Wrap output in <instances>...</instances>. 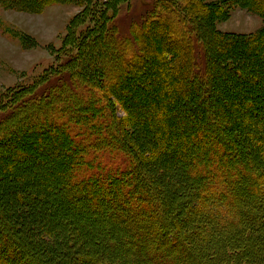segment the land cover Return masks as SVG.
I'll return each instance as SVG.
<instances>
[{"label":"trees","instance_id":"trees-1","mask_svg":"<svg viewBox=\"0 0 264 264\" xmlns=\"http://www.w3.org/2000/svg\"><path fill=\"white\" fill-rule=\"evenodd\" d=\"M52 1L0 0V9L18 6L21 11L39 13ZM241 1L264 19V0ZM122 3L124 0H103V6L95 7L91 16L92 22L98 19L99 23L89 25L78 36V46L69 47L72 50L68 55L62 49L59 56H66L62 64L34 84L20 86L0 97V160L9 153L22 157L17 159L18 163L35 159L37 155L31 151L28 155L16 152L21 144H36L34 140L40 136L38 143L51 158L46 164L38 159L36 168L51 172L50 177H45L50 184L45 182L47 189L44 188L50 196L45 195L44 200L59 213L63 233L67 226L66 234L78 237L80 229L92 228L89 235L103 241L91 244L86 234L77 250L85 257L73 254V261L75 258L84 264H264V166L257 163L252 153L260 150L248 141L256 137L264 145V127L247 131V138L237 140L238 144L246 141V149L234 144L230 134L221 133L233 130L231 120L224 118L225 108H233V116L259 109L258 119L264 123V95L244 81L243 86L250 90L238 93L239 98L234 99L236 93L226 94L234 104L229 102V106L220 109L214 106L216 96H222L216 92L215 71L211 73L210 94L203 90L205 80L195 74L200 64L195 54L203 40L201 31L192 24L196 22L200 28L204 27L203 21L210 23V16L202 15L201 6L192 7L187 14L175 0H158L142 20L145 27H132L133 34L143 40L151 53L148 55L146 51H135L131 38L122 37L113 22L109 7L115 9ZM147 33L156 34L161 49L177 58L170 75L165 72L167 62L161 59V64H157L153 57L158 47L147 46ZM263 40L260 36L247 38L244 45L248 46L240 47L242 53L248 52L243 55V63H248L243 65L246 69L242 68L246 76H242L243 72L238 76L250 82L254 78V84L264 79V73L254 68L247 50L256 41L261 49L252 48L259 54L253 58L258 65H264ZM225 41L224 37L217 39L219 44ZM205 42L204 46L212 47L214 41L207 36ZM225 45L232 52L237 42L229 40ZM228 50L224 49L223 56L227 57ZM201 52L209 69L220 63L210 51ZM230 56L233 62L236 57L232 53ZM147 62L149 67L144 65ZM77 65L80 68H75ZM259 69L264 71V66ZM142 70L149 74V97H145V83L138 74ZM231 72L235 74L233 69ZM131 88L136 101L127 104L120 100L121 105L133 116L132 123H138L137 130L143 131L150 141V149H155L160 161L173 166L181 177L185 188L183 213L169 214L167 208L172 203L160 197L145 174V165L135 147L115 125L116 107L111 92L127 89L128 94ZM210 98L215 99L211 102ZM204 104L213 106L209 118L203 115ZM31 196L19 195V202L14 203L31 207L37 198ZM60 207L76 214L74 223L62 217ZM182 214L188 217L182 220ZM7 223V217L1 215L4 236L0 241V264H17L12 262L15 255L22 258V252L30 247L15 238V231L20 232L17 225ZM203 231L205 240L201 237ZM251 240H255L251 246L258 247L253 257L247 250Z\"/></svg>","mask_w":264,"mask_h":264},{"label":"rangeland","instance_id":"rangeland-1","mask_svg":"<svg viewBox=\"0 0 264 264\" xmlns=\"http://www.w3.org/2000/svg\"><path fill=\"white\" fill-rule=\"evenodd\" d=\"M175 1L184 7L183 9L187 14L192 7L201 6L202 15L208 14L210 16V23H207L206 20L203 21L204 27L197 28L196 22L192 25L195 29L201 31V40H203V42H200L201 45L197 55L195 54L197 62H200V64H197V73L195 74H197V78L202 77V79L205 80L203 84L205 88H203V90H207L206 92L210 94L211 90L213 91L211 73L215 71L216 77L214 80L217 89L216 92L218 95H222L216 96L217 100L214 98L215 101L210 98L211 102L217 101L214 106L219 107V109L224 106H229L228 103H231V97L226 94L230 95L231 93H236L235 95H237L238 93L248 90L249 88L247 86H243L242 82L244 81L250 83L249 86L252 89L255 88L258 94L264 95V79L254 84V78L252 82L243 78L246 75H244V70H242V68L246 69L243 65L244 63H248V60L243 63V57L247 55L248 52L244 50L242 53L240 50L242 47H245V45L246 47L248 46V44L244 45L245 39H250L252 37L256 38L257 36H260L262 39L264 38V33H262L264 31V19L255 11L244 6L241 0ZM157 3L158 0H124V3L119 4L115 9L113 6L109 7L110 12L114 15L113 22L117 25L121 36L130 37L134 44L135 51L137 50V52L142 53L146 51L148 55L151 54L145 48L143 40L137 39L133 34L132 27L137 25L145 27L142 25V20H144V16L148 12L157 6ZM47 4L49 6L39 13L21 11L18 6L10 7V9H0V97L15 91L20 86L34 84L37 80L45 76L47 74L46 72H50L49 70H53L54 67L62 64L66 60V56H59L62 49L65 48L64 53L68 55L72 49L78 46V36H80L89 25H94L96 21L99 23L98 19L92 22L91 16L95 7L103 6V0H54ZM7 7L9 6L5 8ZM110 26L111 24L109 23L106 29L109 30L108 28H110ZM148 35L149 33L146 34L147 46L158 47L153 57L156 59L157 64H161V59L167 62L165 72L170 75L171 66L175 65L177 58H173L169 53L165 52V49H161V42L158 41L159 39H157L156 34H151V36ZM158 36L160 35L158 34ZM207 36L214 41L212 47H209L208 44L204 46V44L206 45L205 40H207ZM222 37H224L226 41H236L237 47H232L233 49L231 52V50H228L229 46L227 47L225 45L226 41L222 42L223 44L217 42V39ZM251 46L252 48L258 46L261 49L256 41L251 43ZM69 47H72V49H69ZM252 48L247 50L251 52H249L250 54L248 57L249 59L252 58L251 60L254 62V68L260 74L262 72L264 73V71L259 69L260 66L262 68L264 65L259 64V66L256 63V59L253 58V56L258 57L259 54L256 49L253 50ZM202 49L207 52L210 51L212 56L220 59V63L209 69V63L206 64L204 54L201 52L203 51ZM224 49L228 50L227 57L223 56ZM231 53L236 57V59H233V62L230 56ZM220 54H222L224 59L219 57L221 56ZM148 63L149 62H147V65L144 64L145 67H149ZM222 64L225 65L221 67ZM229 67H231V70H234L235 74L228 69ZM75 68L80 67L77 65ZM86 72L88 73L89 70L86 69ZM239 72H243V75L241 74L243 77L238 76V74H240ZM138 74L145 83V97H149L147 92L151 87L147 85L149 74H146V71L143 70L141 73L138 72ZM172 74H175V72H172ZM152 76L153 75H151L150 78ZM113 91L114 92H111V97L113 98L112 100L115 101L116 107L117 122L115 125L118 126L121 133L126 135L130 144L135 147L145 165V174L151 179L152 185L158 191L160 197H163V201L167 199V201L172 203L168 205L167 208L169 214L173 216L177 211L183 213L182 210L185 209L186 206H183V208L181 207L184 201L183 197H185V188L181 182V177L179 178L173 166H168L166 163L160 161L155 149L152 148L153 151L150 149V141L147 140V137H144L145 135L143 136V131L141 133V131L137 130L136 125L138 123H132L133 116L130 112L127 114L125 105H121L122 100L127 104L136 101L135 90L132 89L131 92L128 91V94H126L127 89H124V92ZM140 95L143 94L140 93ZM238 95L235 96L234 99L239 98ZM1 102L3 103V101ZM232 104L234 103L232 102L230 105ZM244 104H246V102ZM212 108L213 106L211 104H204V110H202L204 117L209 118V111H211ZM232 109L233 108H230V110L227 108L224 109V113L226 114L224 118H226L227 121H232L229 122L232 123L233 130L231 129V131L228 130L227 132L222 131L221 133L230 134L231 141H234V144L240 145L241 148L246 149L244 148L246 141L244 140V144H238L237 140H243L245 137L247 138L248 132L255 130L256 127H264V123L262 120L258 119V117L261 118L259 109L257 112L253 111L251 113H246L244 111L234 116L232 114L233 111H231ZM138 119L140 120V118ZM150 122L153 124L151 120ZM251 123L254 124L251 125ZM239 126L242 131H239ZM262 132H264L263 129ZM39 138L40 136H36L34 140L36 144L30 143L31 145L29 144L27 147L21 144L20 151L16 152L21 153V155H28L31 151L33 155H37L35 159L31 158L28 161L18 163L19 161H17V159L19 160L20 156L17 157L15 153H9L7 157L0 160V216H6L8 223L12 226L13 224L17 225L20 232L17 233V231H15V238L21 239V243L24 241L30 247L28 251L22 252V258L20 257L19 259V254L15 255V260L12 262L20 264L22 261L28 262L29 260L30 264H37V262L40 261H44L42 262L44 264H84V262L75 258L73 261L72 257L73 254L78 258L81 257L84 259L85 257L83 252H77V250L81 248V244H83L81 238H86L87 234V241L91 244L96 242L102 244L103 241H101V237L95 235L91 237L89 235L93 230L92 228H86L87 233L85 232V228L84 230L80 229L78 237L75 235L73 236L71 233V236L67 235L66 232H69L67 231V226L65 227L66 229H64L65 233H63L61 221L58 218L59 213L44 200L46 198L45 195L48 194L46 191V183L49 182L48 178L45 177H50L51 172L40 171L36 168V166H38L36 163L41 160L46 164L45 162L49 161L51 156L47 155L48 152L45 153V149L38 143ZM26 140L31 142L29 138H26ZM248 141H252L254 146L257 147V150H260L259 152L252 151V153L255 155V160L258 161L257 163L259 164L261 162V165L264 166V145L259 144L256 137H254V139L249 138ZM40 153L44 156H41ZM244 153L246 152L244 151ZM47 167L49 169V166ZM44 190L46 192H44ZM32 194L36 195L37 198H34L31 207L23 204H15L19 202V195L32 197ZM47 196L50 195L48 194ZM48 199H50V197ZM172 201H175V204H173ZM173 205L174 207L172 208ZM177 207H180V209ZM60 209L61 214H63L62 217L73 222L76 214L73 212L71 213L64 207H60ZM186 216L188 217V214H182V220ZM1 229L2 228H0V241L2 236H4ZM204 234L205 231L201 233L202 240H205L203 239L205 237ZM253 241L255 240H251L250 246L247 248L248 254L251 257L257 255L258 248L257 244L256 247L251 246L253 245ZM209 257L211 256L209 255Z\"/></svg>","mask_w":264,"mask_h":264}]
</instances>
